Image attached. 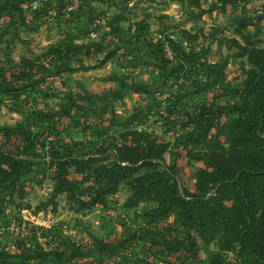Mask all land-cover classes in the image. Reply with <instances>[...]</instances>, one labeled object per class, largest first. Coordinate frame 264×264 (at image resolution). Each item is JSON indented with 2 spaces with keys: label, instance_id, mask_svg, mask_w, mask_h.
<instances>
[{
  "label": "rangeland",
  "instance_id": "374dc122",
  "mask_svg": "<svg viewBox=\"0 0 264 264\" xmlns=\"http://www.w3.org/2000/svg\"><path fill=\"white\" fill-rule=\"evenodd\" d=\"M0 2L9 5L0 8V65L28 56L42 66L29 83L0 89V131L17 130L31 165L0 186V264H207L198 234L207 218L198 206L167 210L135 185L141 172L154 171L170 189L179 178L194 190L201 164L187 150L178 157L171 146L156 169L121 176L117 191L89 209L87 170L71 166L59 177L50 153L69 146L87 158V144L108 122L87 112L90 94L107 119L161 141L187 133L173 122L189 119V102L206 100L231 115L250 67L241 46H264V0ZM76 108L79 124L64 114ZM225 256L235 261L234 252Z\"/></svg>",
  "mask_w": 264,
  "mask_h": 264
},
{
  "label": "trees",
  "instance_id": "16d2710c",
  "mask_svg": "<svg viewBox=\"0 0 264 264\" xmlns=\"http://www.w3.org/2000/svg\"><path fill=\"white\" fill-rule=\"evenodd\" d=\"M8 6L0 2V8ZM247 44L241 47L250 67L244 70L240 106L231 115L216 112L206 100L189 102L187 109L193 110L188 113L189 119L173 122L181 123L187 133L173 142L161 141L156 134L133 128L127 121L107 119L105 106H99L101 98L90 94L87 112L103 117L107 125L103 132H97L87 124L99 137L87 144V158L75 154L69 146L51 150V160L59 165L57 176H70L71 166L76 167L77 174L87 170L82 181L93 183L86 188L89 209L117 191L121 176L144 168L156 169L161 164L158 158L171 146L177 149L174 154L178 157L181 150H187L189 159L201 164L195 173L194 190L182 186L179 178L175 182L178 188L170 189L163 175L154 171L141 172L135 179L136 187L141 186L145 198L167 210L198 206L207 218L199 227V237L208 246L217 244L211 252L205 246L209 253L207 264H264V46ZM37 62L36 58L23 56L7 67L0 65V89L10 80L29 83L42 69ZM80 111L83 112L76 108L64 114L79 124ZM31 115L36 117L37 112L31 110ZM14 137L21 143L17 145ZM25 149V140L17 130L0 131V186L14 175L31 170ZM111 182L114 184L108 185ZM73 187L76 189L77 184ZM227 252L235 253L234 262L227 260Z\"/></svg>",
  "mask_w": 264,
  "mask_h": 264
}]
</instances>
